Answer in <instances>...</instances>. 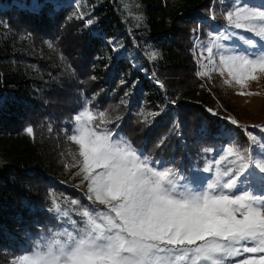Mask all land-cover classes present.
<instances>
[{"label":"trees","instance_id":"1","mask_svg":"<svg viewBox=\"0 0 264 264\" xmlns=\"http://www.w3.org/2000/svg\"><path fill=\"white\" fill-rule=\"evenodd\" d=\"M211 1L0 0V264L71 230L54 203L77 222L79 208L92 205L69 159V117L83 105L105 112L102 127L116 138L148 143L140 153L167 151L171 167L181 160L180 175L198 174L212 154L209 144L191 153L192 139H244L208 105L195 75L199 18L211 13L222 26L220 13L232 7Z\"/></svg>","mask_w":264,"mask_h":264},{"label":"snow or ice","instance_id":"2","mask_svg":"<svg viewBox=\"0 0 264 264\" xmlns=\"http://www.w3.org/2000/svg\"><path fill=\"white\" fill-rule=\"evenodd\" d=\"M226 20L250 35H239L232 49L221 41L235 32L214 36L202 46L197 75L226 72L224 83L243 89L264 74V10L236 5ZM106 117L85 106L74 116L69 137L82 158L79 174L87 181L88 200L106 207L81 206L77 222L71 219L73 210L54 203L71 230L37 242L14 264H229L237 257L236 264H264V194L257 192L264 189V144L258 145L255 158L248 150L227 148L204 167L208 177L193 185L178 170L155 166L131 143L115 138L102 127ZM231 123L238 124L235 119ZM26 132L34 136L31 127Z\"/></svg>","mask_w":264,"mask_h":264},{"label":"rangeland","instance_id":"3","mask_svg":"<svg viewBox=\"0 0 264 264\" xmlns=\"http://www.w3.org/2000/svg\"><path fill=\"white\" fill-rule=\"evenodd\" d=\"M221 1L222 0H218L219 6ZM236 5H242L245 7H257L264 10V0H232V7L228 11H232ZM226 13L224 12L220 13V19L222 20V24H223L222 26H219L221 24L216 23L211 13L207 18H199L200 24H197L196 26L197 27L196 36L192 42L191 53L193 56L194 67L196 70L195 75L197 76V78L201 83V86L203 88L202 92L206 93L210 98L208 105L214 106L216 109H218L221 115H224L230 119L229 120L230 122L232 119H235L238 122V124H235V126H238L240 128V130L244 135V139L239 138L240 140L238 144L234 142L232 137L228 138L227 134H225V136H223L219 142L217 143L215 142L214 144L211 143L212 141H208L206 138H203L202 136L192 139L189 142L192 148L191 153L193 151L195 152L198 151L199 147H202V145L209 144L211 147L208 149L210 150L208 152L212 154L211 155L209 154L210 155L208 157L209 160L205 162V166L207 163L219 159L221 156L225 155L226 149L229 147L239 148L240 150L242 149L240 148V146H243L244 148L248 147L247 150L250 151L253 157L255 158L258 145L264 144V74H258L259 78L256 81H248L247 86L243 89H241L240 86L235 84L234 82L230 86L225 84L224 80L228 78L226 72L223 75H221L219 72L213 71L210 77L208 76L201 77L197 75V73L202 70L201 65L198 63V60L200 59L202 46H206L214 36L230 35L231 33L235 32L236 36L232 37L231 39L221 41V43L225 45L226 49H232L235 47L233 41L236 40L239 35H245V36L250 35L248 33H245L243 30H237L229 27L228 21L226 20ZM213 21H215V23ZM205 22H208L209 24L204 26L203 23ZM217 27H219L220 29L217 31V33H215V29ZM203 55L207 56V52L205 51ZM215 59L217 65H219V56L216 55ZM205 63H207V61H205ZM240 91H244L246 93H253V94L239 95L238 92ZM85 106L87 105H83L77 112L73 113L69 117L73 131L68 134V139L74 133V128H75V121L73 119L74 116L78 114ZM247 125L251 127L254 126L255 133L253 135L246 131ZM106 128L109 129V127L107 126ZM249 134H251V136ZM251 137H255V140H253ZM179 141L181 143L184 142V140H179ZM69 142L71 147L69 159H70L71 168L73 170L72 173L74 175V179H77L80 183V185L78 186V190L88 197L90 193L88 192L87 181H84L83 175L79 174L80 164L78 163V161L81 160L82 158H80L78 155V145H76L70 139ZM142 144L147 145L148 143L143 141H138V143H133L132 146L140 153L141 149L142 148L144 149V147L140 146ZM177 148L179 147L177 146V144H175L168 151L172 152L173 149H177ZM144 151L145 153H141V154L147 157L150 161L157 162L155 165L157 167H159L160 165L168 166L173 162L172 156L169 157L165 155L167 151L163 152V150L159 148H152L150 151L149 149ZM230 159H234V158H230ZM224 166H227V161L224 162ZM235 166L238 167V164ZM173 168L178 170L179 173V169L181 168V160L174 163ZM203 169L202 168L198 169L197 171L198 174L187 173L186 175H182V174L180 175L179 173V175L184 177L186 182H189L194 185L196 183H202L203 180L208 177L209 174L204 173ZM257 192L259 194H264V189H258ZM90 204L92 205L89 207V209H92L93 207L96 206H98L99 209H104L106 207L105 205H101L98 202H94V201H90ZM46 238H42L40 242H43V239ZM29 252L21 253L17 257L12 259H7V260L5 259L2 262V264H14V261L17 258ZM244 255H249V254H244ZM240 258L241 257L234 258L232 261H229V264H236V261L239 260Z\"/></svg>","mask_w":264,"mask_h":264}]
</instances>
